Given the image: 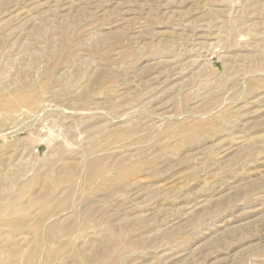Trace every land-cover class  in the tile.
I'll use <instances>...</instances> for the list:
<instances>
[{
    "label": "rangeland",
    "instance_id": "rangeland-1",
    "mask_svg": "<svg viewBox=\"0 0 264 264\" xmlns=\"http://www.w3.org/2000/svg\"><path fill=\"white\" fill-rule=\"evenodd\" d=\"M0 264H264V0H0Z\"/></svg>",
    "mask_w": 264,
    "mask_h": 264
}]
</instances>
